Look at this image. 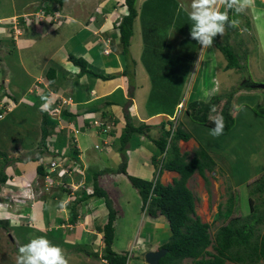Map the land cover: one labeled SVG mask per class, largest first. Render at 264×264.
Returning a JSON list of instances; mask_svg holds the SVG:
<instances>
[{
  "label": "crops",
  "instance_id": "1",
  "mask_svg": "<svg viewBox=\"0 0 264 264\" xmlns=\"http://www.w3.org/2000/svg\"><path fill=\"white\" fill-rule=\"evenodd\" d=\"M20 1L10 0L4 9L0 10V91L9 93L16 102L2 119L7 117L17 122L22 112L31 115L35 129L32 135L33 143L31 142L30 146L35 147L39 142L41 131L43 113L39 110L42 103L41 96L47 94L53 100L51 109L57 98H69L62 104L63 123L60 125L78 128L80 133L77 134L74 146L71 147L68 146L72 143L70 138L64 140L59 136L60 131L65 129L59 131L53 129L57 133L47 141L57 152L44 155L40 160H32V157L37 155V151L27 158H21L20 155L25 152L26 147L15 148L12 157L17 158L7 165L5 172L8 179L1 184L2 187L0 186V204L3 209L0 214L7 215L6 220L13 228L36 232V235L46 236L55 244L74 246L76 252L72 254L79 262L86 254L88 258H92L87 264H108L102 258L104 241L100 230L107 222L108 210L104 197L93 193L96 181L97 186L106 193L116 211L112 249L114 250L117 227L121 223L125 224L126 213L128 228H132L123 245L127 249L115 251L119 254L126 253L134 246L131 257L136 258L129 259L126 264H148L140 258V255L148 250H158L173 239L164 216L150 217L144 212L141 197L137 189L131 185L127 175L146 180L158 178L162 184L172 183L173 179L178 178V174L165 169L159 173L156 159L161 155H158L153 140L161 136L162 124L168 128L169 119L173 114L175 115L181 104L178 125L186 128L190 134L193 128L197 127L190 125L185 115V103L180 100H168L167 105L154 107L151 99H155V96L154 98L149 96L151 82L145 61L150 65L149 61L154 60L151 55L149 57L141 55L142 47L146 43L139 25L141 11L138 9V6L141 7L148 0H136L137 15L133 21V34L129 44V55L133 60L130 66L121 52L119 31L116 27L125 13L124 0H26L23 3ZM43 3L49 9L48 13L58 11L65 17L58 24H53L47 19L37 23L33 21L21 23V32L14 34L13 20L34 11ZM1 4L0 8L3 6ZM250 8L264 11V1L254 0V5ZM259 17H262V14H259ZM254 19L256 20L255 15ZM186 20L185 18L183 21ZM259 24L263 26L261 22ZM244 28L246 30L250 27ZM133 40L137 42L135 46L137 52L132 48ZM70 55L76 58L84 57L88 72L80 73L79 67L69 59ZM205 62L210 61L205 58ZM211 65L212 70L218 71L220 68L214 67L212 63ZM225 65L224 63L222 67L224 71L227 70ZM127 67L130 70L128 74L125 73ZM182 70L183 76L187 75L184 67ZM161 75L166 86L167 78L164 74ZM36 82H39L40 88L38 95L30 91ZM214 82L215 86L212 89H202L203 98L200 99L206 100L220 91L216 78ZM248 83L243 84L247 86ZM129 90L133 93L132 97L129 96ZM126 114L133 127L144 128L139 133L135 132L140 135L135 146L129 144L130 137L124 147L123 152L126 157V174H124L117 168L120 167L119 164L121 165L123 159L119 138L126 126ZM95 119L107 123L111 127L110 130L107 133L100 132L99 128L92 124ZM34 136L39 138L36 139ZM96 145L98 147H95ZM178 146L181 153L194 151L201 146L215 161L217 171L220 170L219 166L222 167L221 156L203 147L192 134L187 141H178ZM48 150L51 151L49 148ZM58 155L65 157L67 166L79 168V171L55 177L56 183L45 190L43 188L45 183L37 173V166L42 163L47 170L50 160ZM47 157L49 158L45 161ZM207 173L204 172L205 177H208ZM211 173L218 175L215 171ZM228 175H230L229 170ZM24 180L32 183H27L29 184L27 188L31 187L33 194L35 193L34 198L21 201L25 205L20 203L16 207L12 203L15 200L1 197L4 192L17 191L20 181ZM210 183L211 191L215 188L216 182L213 180ZM77 184L82 186L74 191L75 198L71 199L69 186ZM186 186L194 196L196 213L203 222H208L205 215L210 214L208 212L210 195L203 176L197 171L194 172L187 179ZM41 195L43 196L40 197ZM134 199L137 200L138 206L132 208ZM61 202L63 207L60 206ZM162 217L165 220H162ZM157 227L160 231H155ZM151 229H154V232L150 231ZM164 234H166L165 240L162 237ZM163 264L195 263L191 258L183 257L168 259Z\"/></svg>",
  "mask_w": 264,
  "mask_h": 264
},
{
  "label": "rangeland",
  "instance_id": "2",
  "mask_svg": "<svg viewBox=\"0 0 264 264\" xmlns=\"http://www.w3.org/2000/svg\"><path fill=\"white\" fill-rule=\"evenodd\" d=\"M25 1L21 0L20 3ZM9 2L10 0H0V4H3L0 10H3L4 6ZM189 6L190 0H148L141 7L138 6L139 11H141L139 25L142 29V34H144L143 40L146 43L142 47L141 55L143 57L151 55L154 61H149L150 66L155 68L156 74L160 72L167 78L165 79L166 86L163 83V78L159 80L160 85L157 80L152 82V89L158 96L156 99H151L154 107L164 105L165 100H180L185 103L184 107H186L189 100L203 98L202 89H212L215 86V78L220 85L218 93L222 94L224 98L227 95L231 96L229 107L233 114L234 123L226 133L220 136H212L210 134L211 130L207 129L210 127H203L204 125L189 119L190 125L197 126L191 132L193 138L197 139L203 147L205 146L214 152L215 155L221 156V160L224 161L220 162L222 165V167L219 166L220 170L217 171L216 167L214 168L218 175L205 171L206 173L208 172V184L205 187L210 195L208 210L210 214L205 215L207 213H204V215L209 220V231L213 235L217 228L225 224L226 221L222 217L217 218V206L220 205L224 210L227 197L230 194H232L234 201L232 213L234 216L246 215L250 212L251 205L260 202L261 194L259 192H256L253 196H250L249 192L256 189V183L259 182L262 175L264 177V111H262L264 110V89H249L244 87L243 83L249 80L253 83L264 84V11L248 8L244 13L237 15L232 10L230 14L232 19L239 21L236 26L238 33H235V30L230 31L226 27L224 35L220 36L217 43H228L232 47L238 62L241 63V67L244 64L246 68L238 69L234 67L224 71L222 67L224 63H227V60L214 44L211 47L201 48L195 40L191 39L189 33L192 21L188 16ZM221 11H227V9L221 7ZM259 14H262V17H259ZM185 18L187 19L186 22L183 21ZM246 24L250 28L245 30ZM226 33L228 37L225 41L224 36ZM146 36L148 37L146 38ZM136 45V40H133L132 48L134 52H137ZM205 58L210 62L206 63ZM211 63L214 67H220L219 70H212ZM183 67L187 71V75H184L185 77L182 73ZM165 87L166 89L164 90ZM234 91L236 92L232 94ZM159 98L161 100L165 99L163 100L164 102L159 100ZM29 113L32 114V112ZM19 117L20 119L18 118L17 122L7 117L4 120L2 119V121L0 120V153L6 154V159L0 155V167L3 166L5 171L7 165L17 158L12 157L17 146L26 147L25 152L20 155L21 158H27L31 153L37 151V142L35 147L33 146L32 148L30 146L35 129L33 117L29 114L26 115L25 112H22ZM183 129L186 130V128ZM62 132L64 133V131ZM79 133L80 131L77 134ZM139 136L138 133H134L129 144L135 146ZM34 137L36 138V136ZM34 149L35 151H32ZM228 170L230 175H228ZM212 179L216 183H214L215 188L210 191V181L213 182ZM27 183L30 182L27 180L20 181V187L17 191L4 192L1 197L15 200L12 203L16 207L23 203L21 201L34 198L35 193L33 194L32 190H30L32 194L24 190L27 186L29 187ZM43 188L45 189V187ZM36 189L39 188L36 187ZM137 206V200H132V208ZM2 210L0 207V211ZM125 215V224L121 223L117 227L113 244L114 251L127 249L123 245L131 234L132 228H128V215L126 213ZM6 217L7 215L2 216L0 214V264H16L18 247L29 242L30 238L40 235H36V232L28 229L19 230L13 228L10 222L6 220ZM214 217L217 218L215 221H213ZM162 220L165 219L162 217ZM1 222H6L10 227H3L4 225ZM165 224L167 227V223ZM263 230L261 229V231ZM150 231L154 232V229ZM155 231H160V228L157 227ZM162 237L165 240L166 234ZM55 245L63 249L69 264H87L92 260L85 254L79 262L72 254L76 252L74 246L60 245L58 243ZM135 258L129 254L126 262ZM225 264L237 263L226 261ZM258 264H264V262H259Z\"/></svg>",
  "mask_w": 264,
  "mask_h": 264
},
{
  "label": "trees",
  "instance_id": "3",
  "mask_svg": "<svg viewBox=\"0 0 264 264\" xmlns=\"http://www.w3.org/2000/svg\"><path fill=\"white\" fill-rule=\"evenodd\" d=\"M123 5L125 13L119 20L116 27L119 31L121 52L130 66V63H133V60L129 55V43L133 34V21L137 15L135 7L136 0H124ZM227 12L229 22H231L233 20L230 15L232 10L227 9ZM246 26L248 27L249 25L246 24ZM226 27L230 31L235 30V33H238L236 26L232 27L226 25ZM227 37L228 34L226 33L224 36L225 41L227 40ZM219 38V35L215 37L213 43L220 50V52L224 54L227 60L225 69L234 67L238 69H245L246 65L242 64L243 67H241V63L238 62L232 47L228 43H217ZM69 59L72 63L79 67L80 73L88 72L87 63L84 59L76 58L72 55L69 56ZM150 65H148V62L145 61V66L147 67L151 80L150 95L152 97L155 96L156 99L158 96L152 89V82L153 80H157L160 85L159 80L162 79L163 76L160 73L156 74L155 68ZM129 72L130 70L127 67V69H125V73L128 74ZM248 82L247 86L244 85V87L250 89V84L253 82ZM165 89L166 87L164 90ZM235 92L236 91L232 94ZM132 94V91L129 90L130 97H132ZM227 96L224 98L222 94L217 93L210 96L208 100H189L185 109V115L188 119H191V121L213 128L214 125L211 117L216 114H222L226 122L223 133H226L230 126L234 123L233 114L231 113L232 111L229 107L231 96ZM165 101L166 102L164 104L167 105L168 100ZM213 105L217 109L216 113L210 111V108ZM126 120V126L119 138L121 145L120 149H123L121 150L123 159L118 170L124 174H126V157L123 152L124 147L133 133H139L144 128L133 127L130 124L128 114H126ZM57 125V119L52 118L49 113H42L40 139L36 149L37 155L32 157V160H40L44 155L55 153L48 150L47 144H49V142L47 140H50L49 137L57 133L54 131ZM62 131H64V133ZM59 136H62L65 140L67 138L66 130H61ZM190 137V132L181 128L180 125H177L174 129H172L165 128L164 124H162L161 136L153 140L158 149V155H161L160 158L156 159V164L159 167V173L165 169L175 171L178 174V178L173 179L172 183L162 184L158 178L154 180H146L140 177L127 175L131 185L137 189L141 197L142 209L145 210L146 214L150 217L164 216L168 222L173 241L162 245V247L166 248L167 251L159 260V264H163L168 259L183 257L191 258L195 264H225L226 261L237 264H258L259 262H264V230L261 231V229H264L263 175L260 177L259 182L256 183V189L249 192L250 196L259 192L261 194L260 202L251 205L250 212L246 215L234 216L232 215L234 201L232 194H230L227 197L225 209L223 210L221 206L218 205L216 210L217 218L222 217L223 219H226L225 224L219 226L212 235L209 231L210 223L203 222L195 211L194 196L186 186V181L194 172L197 171L203 176L205 185H207L208 179L204 176V172L215 171L214 167L216 163L209 153L201 146H199L192 153H181L178 141H187ZM68 146L73 147L74 144L69 143ZM0 155L4 156V159H6V154L0 153ZM46 171L47 170L45 169L44 164H38L37 173L41 179ZM7 179L8 176L2 166L0 167V186L5 183ZM93 193L96 196L104 197L108 210L107 222L100 228L103 233L104 241L102 258L105 259L108 264H126L128 252L119 254L112 249L116 211L113 209L111 201L107 197L106 193L97 186L96 181L94 182ZM217 218L214 217L213 221ZM1 223L4 225H2L3 227H9V224L6 222Z\"/></svg>",
  "mask_w": 264,
  "mask_h": 264
},
{
  "label": "clouds",
  "instance_id": "4",
  "mask_svg": "<svg viewBox=\"0 0 264 264\" xmlns=\"http://www.w3.org/2000/svg\"><path fill=\"white\" fill-rule=\"evenodd\" d=\"M253 5L254 0H190L188 16L192 21L189 33L191 39L195 40L201 48L213 46L214 38L224 35L226 25L235 27L239 24L238 20L229 22L228 12L221 11V7L233 10L237 15H240ZM41 101L39 110L49 112L53 103L52 98L47 94L42 95ZM210 111L216 113L217 109L213 105ZM179 115L175 120L169 119L168 128L174 129L178 125ZM211 119L214 127L210 134L220 136L226 126L224 116L216 114ZM60 206L63 207V202ZM131 254H133V250H131ZM16 264H69V262L61 247L41 235L30 238L29 242L18 247Z\"/></svg>",
  "mask_w": 264,
  "mask_h": 264
},
{
  "label": "built area",
  "instance_id": "5",
  "mask_svg": "<svg viewBox=\"0 0 264 264\" xmlns=\"http://www.w3.org/2000/svg\"><path fill=\"white\" fill-rule=\"evenodd\" d=\"M264 1V0H262ZM49 9L47 8V6L45 5V3L42 4V6L37 7L34 11L32 12H28L26 14H23V17H18L17 19L13 20L14 26H13V32L14 34H19L21 32V23H29L31 21H33L34 23H37L39 21H43V20H49L51 22H53V24H58V22L64 18L65 16L61 13L57 12H52V13H48ZM91 20L93 19V17L90 18ZM22 20V22H21ZM118 25V23L116 24V26ZM107 51V50H106ZM39 82H36L32 85V88L30 89L31 92H33V94L38 95L39 94ZM51 95V93H50ZM69 98H57V100H55V105L53 106V108L51 109V111H49V115L58 120V125L56 126L57 131H59L60 129H65L66 130V136L67 139L70 138V140L72 141V143H74L76 141V137H77V133L79 132L78 128H71L69 125H60L63 123L62 117H61V109H62V104L66 103L68 101ZM16 104V102L13 100V97L7 93L6 91H0V119H2L4 117V115L10 111L14 105ZM182 105V104H181ZM180 107H178L177 111L175 112V115H173V117H171L172 120H175L179 113H180ZM92 124L94 127L99 128V131L102 133H107L110 130V126L103 122L100 121L98 119H95L92 121ZM68 140V141H70ZM108 143V142H107ZM48 148L53 151V152H57V150H55L54 148H52V146L50 144H47ZM95 147H98V145H96ZM81 170V169H80ZM72 171H79V168H71V166H67L66 164V159L63 156H57L54 157V159L50 160L48 167H47V171L44 174V176L42 177V180L45 183V189L47 190L48 188H51L56 182H55V177H60V176H64L66 174H70L72 173ZM80 186H82V184H77V185H71L69 186V192H70V197L71 199L75 198V194L74 191L76 189H78ZM2 187V185H1ZM25 191H29L31 189H24ZM30 194H32L30 192ZM2 205L0 204V207ZM145 212V210H144ZM135 247L132 246L131 249L128 252V256L129 254L131 255V250H133Z\"/></svg>",
  "mask_w": 264,
  "mask_h": 264
},
{
  "label": "water",
  "instance_id": "6",
  "mask_svg": "<svg viewBox=\"0 0 264 264\" xmlns=\"http://www.w3.org/2000/svg\"><path fill=\"white\" fill-rule=\"evenodd\" d=\"M251 88H260L264 89L263 83H251ZM166 248L160 247L158 250H148L140 255L141 259H144L148 264H159V260L166 253Z\"/></svg>",
  "mask_w": 264,
  "mask_h": 264
}]
</instances>
